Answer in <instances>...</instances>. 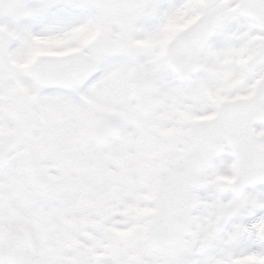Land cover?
<instances>
[{
    "label": "snow or ice",
    "instance_id": "obj_1",
    "mask_svg": "<svg viewBox=\"0 0 264 264\" xmlns=\"http://www.w3.org/2000/svg\"><path fill=\"white\" fill-rule=\"evenodd\" d=\"M0 264H264V0H0Z\"/></svg>",
    "mask_w": 264,
    "mask_h": 264
}]
</instances>
